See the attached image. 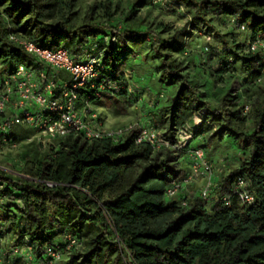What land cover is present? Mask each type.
Masks as SVG:
<instances>
[{"label": "trees", "instance_id": "1", "mask_svg": "<svg viewBox=\"0 0 264 264\" xmlns=\"http://www.w3.org/2000/svg\"><path fill=\"white\" fill-rule=\"evenodd\" d=\"M144 1L150 6V0ZM170 1L168 10L190 18L171 37L162 38L155 31L111 29L115 38L111 39L107 27L91 15L84 24H77L74 0H0V77L20 63L45 67L11 40L13 35L51 50L65 47L76 60L93 47H102L105 73L122 79L126 70H132L135 79L148 81L149 98L151 87L156 90L152 100L146 98L145 111L171 142L179 126L192 123L206 109L207 119L194 132L188 148L205 152L208 144L228 131L239 139L240 163L218 175L213 162L206 159L214 170L210 197H200L198 191L206 180L198 177L188 185L183 205L181 196L167 197V190L173 181L189 175L187 160L171 147L154 149L137 143L138 128L118 143L69 135L60 141L56 156L34 142L26 143L16 173L0 171V194L19 203L14 213L0 220L1 264H26L11 257L12 249L25 237L33 246L36 264H41L47 247L64 251L66 233L74 235L82 247L61 264H264V65L259 55L246 51V42L264 31V0ZM223 17L222 27L216 18ZM232 19L236 24H231ZM237 24H245L248 31L240 32ZM204 34H210L212 42L203 64L215 78L232 79L230 88L219 89V100L212 106L203 99L207 93L200 91L198 81L182 74V63L175 57L177 52L188 57L183 51L186 38L190 51L196 47L198 53L205 44ZM147 39L152 41L159 67L142 75L128 66L125 51L134 56L131 46L140 48ZM91 92L83 90L82 98ZM117 96L113 99L118 100V112L134 107L127 90ZM247 103L250 110L243 115ZM247 121L250 131L241 128ZM20 135L25 140L32 133ZM238 177L246 180L255 198L253 205H244L234 194ZM45 181L58 186L49 187ZM224 197L231 198L229 205ZM115 235L122 248L113 242Z\"/></svg>", "mask_w": 264, "mask_h": 264}, {"label": "built area", "instance_id": "2", "mask_svg": "<svg viewBox=\"0 0 264 264\" xmlns=\"http://www.w3.org/2000/svg\"><path fill=\"white\" fill-rule=\"evenodd\" d=\"M150 6L168 10L171 1L150 0ZM231 24H236V19H232ZM237 28L240 32L248 31L245 24H237ZM203 38L205 44L200 45L198 55L204 63V58L211 54L212 36L204 34ZM11 40L21 45L36 60V63L45 67L34 68V66L20 63L13 72L0 77V150H20L21 152L23 140L16 131L19 127H28L32 130V135L26 139L27 142H34L41 150L53 152L55 156L61 147L60 141L69 135H81L86 140L109 138L118 143L126 133L138 128L137 143H147L154 149L171 147L185 157L190 166V173L184 180L172 182L167 190V197L181 196L182 204L186 205L185 194L188 185L196 178L203 177L206 184L198 192L204 200L209 199L214 185L213 167L206 160L202 148H188L194 132L198 131L207 119L206 109H202L193 118L192 123L179 126L175 141L171 142L164 131L150 122L145 111L148 81L135 79L132 70H126L122 79L113 78L105 73L103 67L105 50L102 47L95 46L83 59L76 60L65 47L51 50L14 35L11 36ZM246 47L247 52L259 55L264 65V31L255 34L247 41ZM183 51L185 56L191 55L187 38ZM262 73L264 74V67ZM261 81L262 78H259L258 82ZM83 90L93 92L82 98ZM124 90H127L133 105L142 111V117L134 123L107 128L92 102L101 101L105 95L116 98ZM162 97L163 94L160 95V98ZM158 105L159 103H156L155 107ZM249 110L250 105L247 103L244 106L243 115H246ZM18 163L21 164V161ZM45 184L52 188L58 186V183L51 181H45ZM234 194L244 205L250 206L255 203V198L247 189V182L243 177H238L235 181ZM223 202L229 205L231 198L224 197ZM109 222L112 224L110 219ZM113 242L123 247L117 235ZM64 243V251L47 247L41 264H61L68 259L70 253L82 247V243L70 233L64 235ZM11 257H19L26 264H36L33 246L27 237L23 239L21 245L12 249Z\"/></svg>", "mask_w": 264, "mask_h": 264}, {"label": "rangeland", "instance_id": "3", "mask_svg": "<svg viewBox=\"0 0 264 264\" xmlns=\"http://www.w3.org/2000/svg\"><path fill=\"white\" fill-rule=\"evenodd\" d=\"M75 9L77 10L76 22L77 24H84L91 15L92 18L100 25L107 27V31L112 36L111 39H115L113 31H125L150 33L155 31L162 38L171 37L176 30L184 28L190 18L186 15L176 13L172 10H161L149 6L148 1L141 0H74ZM214 13V12H213ZM212 13V15H213ZM111 15V16H109ZM217 17V16H216ZM225 18H216L218 24L224 26ZM112 32V33H110ZM156 37V36H155ZM115 42V40H112ZM152 41L147 39V43L142 47L137 48L131 46L136 51L133 56L129 51H125L127 56L128 66L134 67L137 73L144 75V73L156 72L159 67L158 58L151 49ZM194 52H191L187 58L177 52L175 57L180 60L181 67L184 69L182 74L188 77L189 80L196 79L198 81L199 89L202 93H207L203 99L209 104V106L215 105L219 100V89L227 88L230 85L232 79L229 76H225L222 80L220 77H214L210 69L207 68L201 61L196 47H192ZM124 55V57H126ZM230 80V81H229ZM220 82V83H219ZM232 82V81H231ZM230 88V87H229ZM150 89V87H149ZM151 98L154 96L156 90L151 87ZM160 90H164L167 93L171 91L170 87H162ZM236 92V90L234 91ZM239 93V92H237ZM147 94V93H146ZM145 97L150 101L148 94ZM155 97V96H154ZM241 99V98H240ZM116 99L109 96H104L99 105L95 107L98 113L101 115L103 123L107 128H113L128 123H134L140 120L142 117L140 109L136 106H127L124 112H118L115 105ZM243 130L250 131L251 122L247 121L241 127ZM17 133H32L28 127H19ZM25 131V132H24ZM32 143L23 140L21 144V150L24 144ZM206 159L209 162H213L216 173L225 171L232 166H237L240 163V156L242 149L240 148V142L237 136L231 132L224 131L215 138L213 144H208L205 148ZM20 150H0V171L3 172H16L19 169ZM201 181L198 185L200 186ZM200 187L198 188V190ZM0 190L3 188L0 187ZM14 205H19L18 202H12L5 195L0 194V220L11 215L17 209ZM10 217V216H9ZM7 222L4 220V224Z\"/></svg>", "mask_w": 264, "mask_h": 264}, {"label": "crops", "instance_id": "4", "mask_svg": "<svg viewBox=\"0 0 264 264\" xmlns=\"http://www.w3.org/2000/svg\"><path fill=\"white\" fill-rule=\"evenodd\" d=\"M116 101H118V100H116ZM152 103V102H151ZM25 132V131H24ZM23 134H25V133H23Z\"/></svg>", "mask_w": 264, "mask_h": 264}]
</instances>
